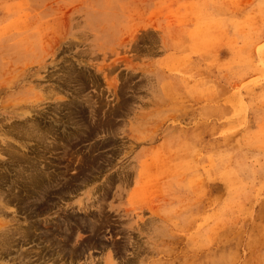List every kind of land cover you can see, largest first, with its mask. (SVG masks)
<instances>
[{
    "label": "rangeland",
    "instance_id": "rangeland-1",
    "mask_svg": "<svg viewBox=\"0 0 264 264\" xmlns=\"http://www.w3.org/2000/svg\"><path fill=\"white\" fill-rule=\"evenodd\" d=\"M0 264H264V0H0Z\"/></svg>",
    "mask_w": 264,
    "mask_h": 264
}]
</instances>
